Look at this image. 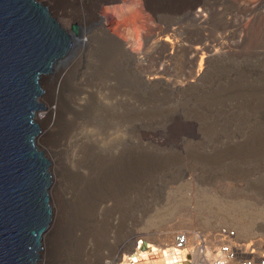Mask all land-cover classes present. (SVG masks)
<instances>
[{"label":"rangeland","instance_id":"374dc122","mask_svg":"<svg viewBox=\"0 0 264 264\" xmlns=\"http://www.w3.org/2000/svg\"><path fill=\"white\" fill-rule=\"evenodd\" d=\"M135 1L134 37H122L152 119L141 129L137 240L175 248L178 231L229 227L264 245V0Z\"/></svg>","mask_w":264,"mask_h":264},{"label":"bare ground","instance_id":"6f19581e","mask_svg":"<svg viewBox=\"0 0 264 264\" xmlns=\"http://www.w3.org/2000/svg\"><path fill=\"white\" fill-rule=\"evenodd\" d=\"M37 1L70 38L67 53L41 78L38 100L46 109L35 116L42 128L37 143L52 174V222L40 264H184L176 247L137 243L141 129L152 119L140 112L137 56L122 37L134 34L136 1ZM146 4L177 10L182 0ZM176 128V134L190 130Z\"/></svg>","mask_w":264,"mask_h":264},{"label":"water","instance_id":"95a60500","mask_svg":"<svg viewBox=\"0 0 264 264\" xmlns=\"http://www.w3.org/2000/svg\"><path fill=\"white\" fill-rule=\"evenodd\" d=\"M69 43L46 5L0 0V264L41 262L52 222V174L35 116L46 109L38 100L41 78Z\"/></svg>","mask_w":264,"mask_h":264},{"label":"built area","instance_id":"2783aa9c","mask_svg":"<svg viewBox=\"0 0 264 264\" xmlns=\"http://www.w3.org/2000/svg\"><path fill=\"white\" fill-rule=\"evenodd\" d=\"M194 235L192 239L191 233H175L174 247L184 251V264H264V245L241 239L229 227Z\"/></svg>","mask_w":264,"mask_h":264}]
</instances>
